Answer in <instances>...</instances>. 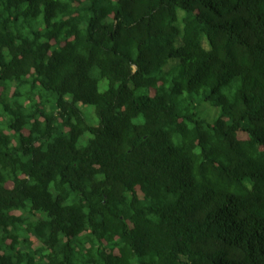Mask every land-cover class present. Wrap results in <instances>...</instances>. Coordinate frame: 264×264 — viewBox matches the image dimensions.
Here are the masks:
<instances>
[{"label": "trees", "instance_id": "1", "mask_svg": "<svg viewBox=\"0 0 264 264\" xmlns=\"http://www.w3.org/2000/svg\"><path fill=\"white\" fill-rule=\"evenodd\" d=\"M0 264H264V0H0Z\"/></svg>", "mask_w": 264, "mask_h": 264}, {"label": "rangeland", "instance_id": "2", "mask_svg": "<svg viewBox=\"0 0 264 264\" xmlns=\"http://www.w3.org/2000/svg\"><path fill=\"white\" fill-rule=\"evenodd\" d=\"M100 87H101V91L104 90L106 87H107V82L104 81V80H101L100 81ZM83 113L85 114V116L87 117L89 123L95 125L98 123V118L96 116V113H95V109H94V106L91 105V104H81L80 105ZM211 109H214L211 104L206 101V100H203V101H200V103L198 104V107H197V113L200 117H207L208 116V113ZM142 119V118H141ZM91 137V134H86L84 135L78 142V145L79 146H83L86 144L87 140Z\"/></svg>", "mask_w": 264, "mask_h": 264}]
</instances>
